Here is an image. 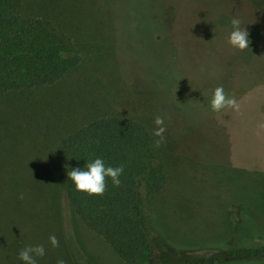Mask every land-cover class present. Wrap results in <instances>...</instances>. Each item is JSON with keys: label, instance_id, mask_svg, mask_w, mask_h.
Wrapping results in <instances>:
<instances>
[{"label": "rangeland", "instance_id": "374dc122", "mask_svg": "<svg viewBox=\"0 0 264 264\" xmlns=\"http://www.w3.org/2000/svg\"><path fill=\"white\" fill-rule=\"evenodd\" d=\"M194 1L169 8L166 0H22L21 17L51 20L73 38L84 58L52 85L0 97V264H23L18 260L19 251L36 244L46 249L38 264H56L58 259L66 264H147L142 256L137 263L121 259L86 225L44 159L82 125L121 116L156 127L154 119L159 115L164 117L163 126L180 129L186 120L183 113L192 115L196 110L214 113L210 118L196 117L197 123L212 129L219 127L209 123L219 121L225 128L227 119L220 117L225 110L217 113L210 107L218 83L214 77L227 72L219 70L224 65L235 68L244 63L260 67L245 72L248 81L259 78L251 81L254 85L248 93L254 111L264 109V0ZM199 16L207 19L198 22L202 29H210L199 30V34L205 38L214 35L212 47L205 51L204 46L187 39V47L192 48L181 55L176 47L181 49L182 42L178 40L176 46L168 38L185 34L177 21L185 26L188 22L182 19ZM232 17H239L249 30L250 48L238 50L228 43ZM198 78L203 82L196 84ZM242 120L245 127L251 122V134L246 138L258 158L252 162H264V150L258 154L253 146L264 144V132H260L261 128L264 131V117ZM181 160L177 180L182 204L171 214L183 219L182 224L179 219L173 223L181 225L183 239L193 240L191 248L204 254L224 246L264 244V167L215 166L213 175L212 167L204 166L211 173L207 177L200 174L195 181L187 175L194 163ZM163 227L169 232L173 224L163 223ZM192 230L195 235L187 237ZM50 235L59 241L57 247L49 243ZM211 242L216 244L205 246ZM216 264H264V258Z\"/></svg>", "mask_w": 264, "mask_h": 264}, {"label": "trees", "instance_id": "16d2710c", "mask_svg": "<svg viewBox=\"0 0 264 264\" xmlns=\"http://www.w3.org/2000/svg\"><path fill=\"white\" fill-rule=\"evenodd\" d=\"M21 2L0 0V96L52 84L84 56L51 20L21 17ZM154 141L143 122L121 116L92 120L61 141L50 164L79 217L129 263H137L140 256L147 264H216L264 258V244L227 246L200 254L161 234L152 202L167 182V171ZM97 157L106 166L123 165L120 185L113 186L106 178L102 195L77 191L67 172Z\"/></svg>", "mask_w": 264, "mask_h": 264}, {"label": "crops", "instance_id": "0c3cea01", "mask_svg": "<svg viewBox=\"0 0 264 264\" xmlns=\"http://www.w3.org/2000/svg\"><path fill=\"white\" fill-rule=\"evenodd\" d=\"M190 1H194V0H190ZM166 2L169 8H171L172 5L173 6L178 5L181 8L185 5L186 0H166ZM175 18L178 19L179 17L178 18L175 17ZM204 20H207V19H204ZM204 20L200 18V16L193 17V18L190 17L188 19H182L181 22L183 21L188 22L187 25L185 26L182 25L181 23L178 24L177 23L178 21L176 22V26L180 30L185 31V34H183L180 38H174L173 36L170 35L168 39L170 40V43L173 41V43L176 46H178V40H180V43L182 42L183 47L181 49L176 47L178 50H180L179 52L181 55L182 54L184 55L183 51H185L187 48H192V47H187L188 46L187 39L193 41L194 44L195 43L199 44L202 48L204 46L206 48L205 51H209L210 50L209 47H212L211 44H212V41H214V39H211V38H213L214 35L208 36L207 38H205V37H201V35L199 34V30L201 32H204L207 29L210 30L209 27L203 30L202 26L198 24V22L200 21L203 22ZM195 22L197 23V25L189 24V23H195ZM188 31L192 33L188 35L187 33ZM200 38L202 39L200 40ZM71 39L73 41L72 37ZM193 42L190 43V46H192ZM172 48H175V46ZM180 64H182V62ZM182 66L183 65H181V67ZM252 68H254L255 70L260 69V67L258 65H255V63L247 64V65L244 63V65H239L238 67H235V68L234 66L228 67L227 65H224V67H220L219 70H224L227 72L225 73L218 72V74L215 75L216 77H214V79L216 78L218 79V83L214 84L215 88L219 86H223L225 92L229 96H234L238 103V108H235V109L229 108L225 110V112L222 115H220V117H225V119H227L224 122V124H226L225 128L220 127L222 124L219 125V121H217V124L209 123L210 126L217 125L219 127V128L212 127V129H209V127L203 126L202 124L197 123L196 120L198 118L196 117L205 115L204 117L210 118L214 116L213 115L214 113H208V112L196 111V110L193 111L192 115L191 114L187 115L188 113L187 114L183 113L184 118L186 120H185V123L182 124V127L180 129L175 128L174 126L173 127L163 126L165 128L164 134L166 135L164 136L165 137L164 142L159 146V148L161 149L162 158L165 163V167L167 171V182L162 187V189L154 195L152 207L154 211V217H156L157 226L160 229L159 231H162L164 233V236L167 239H169L170 241H172L174 244L178 246L191 248L193 247L192 245H194L193 240H187V239L182 238L184 232L183 230H181V227H180L181 225L173 223L174 222L173 219L176 220L179 218H177L176 216H173L174 213L171 214L172 209L175 212L174 209L177 208L176 210H178V207L182 204V202H180V199H181L180 195H182V189L180 190V186L178 185V180H177L178 176L180 175L179 169L182 168L180 167V163L182 161L181 158H187L190 161V163H194L189 166L190 167L188 168L189 173L187 175L195 177V181L198 180V177H201L200 174L202 176L206 175L205 177H207L211 173V171L209 173V170L206 169L204 166H207V167L211 166L213 175H215V173L213 172L214 171L213 167L215 166L241 167L243 169L250 170L251 168L250 166L252 164H257L260 166L259 168L263 170L262 167H264V162L262 161L259 163L252 162V158L256 160L258 158H256L255 156L256 154H252V148H251L252 144H250L251 141H248L246 138V134H248V136L251 134V130L249 129V126H251V122H249L246 127H245L246 122L245 121L242 122L243 121L242 119H247V118H252V117H264V109L263 110L261 109L262 111L259 110L260 111L259 113L255 112L253 109L255 108V105L252 102H250V99H249L252 97L250 95L251 92L249 91L251 87L254 85V84L251 85V81L252 82L254 81L255 83L256 80H259V78H256V77L254 79L249 78L251 81H248V79H246L247 74L245 71H249ZM262 73L264 72L262 71ZM207 74H210V73H207ZM260 74H254V76L257 75L258 77V75L260 76ZM191 78H193V76ZM202 80L204 79L202 78L200 80L198 78L196 80L198 81L196 84L202 83L203 82ZM47 85H50V84H47ZM47 85H43V86H47ZM212 85L213 83L209 85L211 89H212ZM134 120H137V119H134ZM11 123L13 124L14 122H11ZM144 124L147 126L151 135L153 136L152 133L155 127H151L149 123H144ZM178 132L182 134L180 135ZM260 132L262 133L264 132L262 128L260 129ZM177 134H179V137L176 136ZM153 138L154 140L158 139V137H155V136H153ZM263 145L264 144H262L261 142H258L257 144H253V146H255V149L256 148L258 149V154H259V151L264 150ZM51 154L49 155V157H46L44 155L45 156L44 159H46L47 164L50 168L52 167L50 164ZM258 157L261 158L259 155ZM0 159H1V155H0ZM55 176H56L55 178L58 179L56 173H55ZM10 185H13V188H16V186L13 183H10ZM9 190H12V189H9ZM178 190H180L179 195H178ZM179 221H180V224L183 223V219L181 220L179 219ZM163 223L173 224L171 231L166 232L163 227ZM211 234L212 236L214 235L216 236L218 234V231L212 232ZM194 235L195 233L192 230L190 233H188L187 237L194 236ZM214 244L216 243L211 242L205 246L214 245ZM244 246H248V245H244ZM224 247H227V246H224ZM242 260H247V259H242ZM0 261L2 260L0 259ZM230 261H237V260H230Z\"/></svg>", "mask_w": 264, "mask_h": 264}, {"label": "clouds", "instance_id": "9594fccd", "mask_svg": "<svg viewBox=\"0 0 264 264\" xmlns=\"http://www.w3.org/2000/svg\"><path fill=\"white\" fill-rule=\"evenodd\" d=\"M231 32L228 36V43L238 50L250 48V32L246 25L242 23L239 17H232L229 21ZM210 107L213 112H220L229 108H238L237 100L234 96H229L223 86L214 89ZM164 117L156 116L154 119L153 136L158 137L154 141L156 147H159L165 140L163 135ZM124 172L123 165L112 167L106 166L105 161L97 157L89 160L83 167H72L67 172V177L72 181L77 191L85 192L89 195H102L106 188V178H110L113 186H119L121 183L120 176ZM49 243L57 247L59 241L55 235L49 236ZM46 254L45 246L42 244L26 245L18 253V260L23 264H38V259ZM56 264H66L63 259H58Z\"/></svg>", "mask_w": 264, "mask_h": 264}]
</instances>
